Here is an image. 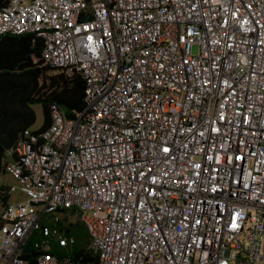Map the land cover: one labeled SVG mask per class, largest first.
Listing matches in <instances>:
<instances>
[{
	"label": "built area",
	"instance_id": "built-area-1",
	"mask_svg": "<svg viewBox=\"0 0 264 264\" xmlns=\"http://www.w3.org/2000/svg\"><path fill=\"white\" fill-rule=\"evenodd\" d=\"M4 34L80 74L84 106L51 105L5 152L20 195L0 264L69 262L45 240L34 262L22 251L71 208L95 264H264V0H5Z\"/></svg>",
	"mask_w": 264,
	"mask_h": 264
},
{
	"label": "trees",
	"instance_id": "trees-1",
	"mask_svg": "<svg viewBox=\"0 0 264 264\" xmlns=\"http://www.w3.org/2000/svg\"><path fill=\"white\" fill-rule=\"evenodd\" d=\"M5 0H0V7ZM40 56V43L34 46L30 35H0V171L3 169V158L11 149L20 134L32 127L36 120L34 104L42 105L44 121L40 128L50 122V106L56 105L68 118H75L83 109L84 80L80 74L67 75L64 71L41 65L36 61ZM56 69V74H48V70ZM8 184L0 182V201L5 205L9 199L6 192ZM55 214L45 215L41 226H48L53 233L43 235L39 229L34 230L26 239L22 257L34 262L40 252L34 243L42 240L50 244L49 252L59 258H68L62 264H95L97 255L87 248L88 232L82 221L70 222L69 216L80 213L71 209H60ZM88 238L84 247L69 252H59L60 238L73 236L76 245L81 234Z\"/></svg>",
	"mask_w": 264,
	"mask_h": 264
},
{
	"label": "rangeland",
	"instance_id": "rangeland-1",
	"mask_svg": "<svg viewBox=\"0 0 264 264\" xmlns=\"http://www.w3.org/2000/svg\"><path fill=\"white\" fill-rule=\"evenodd\" d=\"M193 51L196 52L197 51V47L194 46L193 47ZM59 71L56 70V69H52V70H48L47 73L48 74H56L58 73ZM33 109L35 111V115H36V120H35V123L34 125L32 126L33 129H39L42 124H43V121H44V114H43V109H42V105L40 103L38 104H34L33 105ZM0 181L6 183V184H15V185H18L17 182L13 179H11L8 175H5V174H1L0 175ZM20 195V193L15 192V193H12L11 196H10V201H13L15 199H17V197ZM23 199L25 198L24 196L22 197ZM3 203L0 201V212L2 211L3 209ZM68 220L70 222H77V221H81V219L79 218V216L77 214H74V215H71L69 216ZM88 242V238L86 239L84 234L82 233L79 240L77 241L76 245H69L67 247H64V248H58L59 252H69V251H72L73 249H79L81 247H84L86 245V243Z\"/></svg>",
	"mask_w": 264,
	"mask_h": 264
},
{
	"label": "crops",
	"instance_id": "crops-1",
	"mask_svg": "<svg viewBox=\"0 0 264 264\" xmlns=\"http://www.w3.org/2000/svg\"><path fill=\"white\" fill-rule=\"evenodd\" d=\"M2 174H4V173H2ZM1 175V174H0ZM5 175H8V174H5ZM9 176V175H8ZM10 177V176H9ZM11 178V177H10ZM12 179V178H11ZM0 182H2V181H0ZM2 183H4V182H2ZM9 200V199H8Z\"/></svg>",
	"mask_w": 264,
	"mask_h": 264
},
{
	"label": "snow or ice",
	"instance_id": "snow-or-ice-1",
	"mask_svg": "<svg viewBox=\"0 0 264 264\" xmlns=\"http://www.w3.org/2000/svg\"><path fill=\"white\" fill-rule=\"evenodd\" d=\"M89 39H91V37ZM165 151H167V150H165Z\"/></svg>",
	"mask_w": 264,
	"mask_h": 264
}]
</instances>
